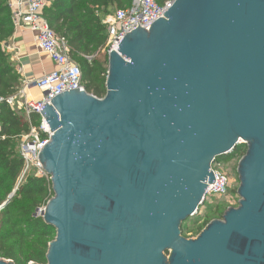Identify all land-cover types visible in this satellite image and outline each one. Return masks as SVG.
I'll list each match as a JSON object with an SVG mask.
<instances>
[{"label":"water","instance_id":"1","mask_svg":"<svg viewBox=\"0 0 264 264\" xmlns=\"http://www.w3.org/2000/svg\"><path fill=\"white\" fill-rule=\"evenodd\" d=\"M164 16L111 51L104 98L72 90L41 111L47 264H264V0H174ZM240 145L238 206L185 238Z\"/></svg>","mask_w":264,"mask_h":264},{"label":"trees","instance_id":"2","mask_svg":"<svg viewBox=\"0 0 264 264\" xmlns=\"http://www.w3.org/2000/svg\"><path fill=\"white\" fill-rule=\"evenodd\" d=\"M166 1L157 0L160 5ZM9 2L0 0V258L14 264H47L46 255L56 231L37 212L54 197L51 181L31 173L17 185L25 166L20 156L22 138L31 128L39 129L42 120L38 115L27 117L7 103L21 88L16 65L5 50L15 33ZM130 5L131 0H51L43 10L51 29L67 42L80 65L86 92L97 98L107 93L109 55L105 51L107 33L102 19L114 9ZM246 150L245 145L237 146L224 158L238 165ZM15 190L14 197L3 207Z\"/></svg>","mask_w":264,"mask_h":264},{"label":"built area","instance_id":"3","mask_svg":"<svg viewBox=\"0 0 264 264\" xmlns=\"http://www.w3.org/2000/svg\"><path fill=\"white\" fill-rule=\"evenodd\" d=\"M50 1L10 0L9 2L15 30L34 34L39 50L47 54L54 64L53 71L40 79L26 81L17 95L7 100L10 106L18 107L25 116L38 115L42 120L39 129L31 128L29 134L22 138L20 156L25 166L18 180V186L31 172L37 177L48 178L39 161L41 150L49 143L52 136L41 116L43 108L62 93L78 89L85 90L81 67L73 59L67 42L55 34L43 16V10ZM173 1L167 0L160 5L157 0H131L129 7L114 9L106 14L102 19V25L106 28L105 51L108 55L112 50L117 52L125 36L136 30L138 25L142 29L149 30L151 25L160 18H164V14L172 7ZM212 172L215 184L208 186L203 205L211 199H228L234 191L235 182L219 160L213 163ZM238 198L237 194L234 199L237 201ZM43 211V208L39 209L37 215L40 216ZM199 211L200 209L197 214Z\"/></svg>","mask_w":264,"mask_h":264},{"label":"crops","instance_id":"4","mask_svg":"<svg viewBox=\"0 0 264 264\" xmlns=\"http://www.w3.org/2000/svg\"><path fill=\"white\" fill-rule=\"evenodd\" d=\"M5 50L11 62L16 65L21 86L28 80L40 79L54 70L51 58L39 50L36 36L32 33L15 30L5 44Z\"/></svg>","mask_w":264,"mask_h":264},{"label":"rangeland","instance_id":"5","mask_svg":"<svg viewBox=\"0 0 264 264\" xmlns=\"http://www.w3.org/2000/svg\"><path fill=\"white\" fill-rule=\"evenodd\" d=\"M219 163H221L226 168L227 172L230 174V176L235 182L234 191L232 192L233 194L228 199H211L209 200V202L201 206L199 213L194 217L188 219L182 227V234L187 239H196L200 235V233L205 229L207 222L210 223L213 220L222 219L225 211L228 208H236L238 206L239 198L237 199V201L234 199L237 195V190L239 187V180L237 176L238 165L227 161L225 158H220ZM215 168H217V166H215ZM44 209L45 207H43V210ZM51 236L54 237V233ZM167 256L169 255L167 254Z\"/></svg>","mask_w":264,"mask_h":264}]
</instances>
